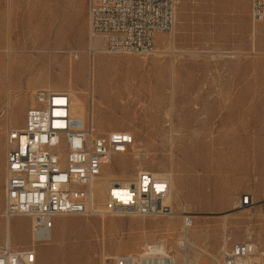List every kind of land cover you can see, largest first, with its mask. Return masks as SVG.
I'll list each match as a JSON object with an SVG mask.
<instances>
[{
    "label": "rangeland",
    "instance_id": "1",
    "mask_svg": "<svg viewBox=\"0 0 264 264\" xmlns=\"http://www.w3.org/2000/svg\"><path fill=\"white\" fill-rule=\"evenodd\" d=\"M86 12V0H0V247L6 133L23 125L38 91L70 85L84 103V124L135 138L109 172H170L177 200L171 216H54L36 264H115L153 242L182 264H221L243 240L259 247L264 264V18L251 21L250 0H176L173 27L155 36L154 52L92 58ZM13 54L24 55L21 69H9ZM244 194L256 204H242ZM183 212L193 216L188 229ZM10 224L11 247L30 246V218Z\"/></svg>",
    "mask_w": 264,
    "mask_h": 264
},
{
    "label": "built area",
    "instance_id": "2",
    "mask_svg": "<svg viewBox=\"0 0 264 264\" xmlns=\"http://www.w3.org/2000/svg\"><path fill=\"white\" fill-rule=\"evenodd\" d=\"M95 1H102V8H95ZM175 10L176 0H87L88 54H151L155 36L172 29ZM250 18L253 23L263 20L264 0H250ZM35 101L23 125L6 133L3 213L6 220L29 217L32 242L25 248L1 246L0 264H36V244L48 239L54 216L174 214L170 178L143 168L130 179L109 180L106 199L97 206L95 185L106 177L114 158L133 150L135 138L123 130L99 132L92 121L74 126L72 98L66 91L41 90ZM72 168H80V175L72 176ZM240 202L256 204L250 194ZM260 206L264 211V201ZM193 221L190 213H182L184 228ZM160 243L147 244L137 255L117 256L115 264H177L170 251L159 252ZM221 264L263 262L259 247L243 240L224 251Z\"/></svg>",
    "mask_w": 264,
    "mask_h": 264
},
{
    "label": "bare ground",
    "instance_id": "3",
    "mask_svg": "<svg viewBox=\"0 0 264 264\" xmlns=\"http://www.w3.org/2000/svg\"><path fill=\"white\" fill-rule=\"evenodd\" d=\"M95 8H102V1H95ZM253 41V40H252ZM7 44V43H5ZM10 44V42H9ZM167 44V43H166ZM164 45V44H163ZM170 45V44H168ZM8 46V45H5V47ZM7 48V47H6ZM14 48V47H12ZM11 49V46L9 45L8 46V50L10 51ZM14 52H15V49H14ZM161 53V52H160ZM163 53V52H162ZM229 53V52H227ZM11 54V52H10ZM238 54V53H237ZM229 55V54H228ZM233 55V54H232ZM234 56V55H233ZM24 55H21V56H18L17 54H13V56L10 55V58H9V69H17L18 70V67H20V69L22 68V65H23V62L25 61L24 59ZM70 85H68L67 89H52L50 86H48L47 90L46 91H67L71 98H72V104H71V117H72V120H73V125L74 126H77V127H80V126H83L84 125V122H85V110H84V103L82 101V99L79 97L78 95V92L74 91L73 89H71L69 87ZM32 89V88H30ZM28 90V88H27ZM32 91V90H31ZM32 93V92H31ZM33 95V94H32ZM22 96V95H21ZM11 107V105H10ZM10 110V109H9ZM169 116V114H168ZM8 121L9 123L12 122V120L14 119L15 120V117L13 118L12 115H11V112L9 111L8 112ZM7 121V120H6ZM168 121V120H167ZM166 121V122H167ZM174 122V121H173ZM172 123V121H171ZM86 124V123H85ZM211 125V124H210ZM173 126V125H172ZM174 126H175V123H174ZM173 126V128H174ZM178 128V127H177ZM174 130V129H173ZM172 130V131H173ZM168 131H171V130H168ZM211 131V130H210ZM132 133V132H131ZM130 133V134H131ZM171 133V132H170ZM179 133V132H178ZM197 134H199V132H196ZM206 133V132H205ZM181 134V133H180ZM213 134V133H212ZM199 135H202V133L200 132ZM218 135V134H217ZM131 136H133V134H131ZM178 136V135H177ZM134 137V136H133ZM201 137V136H200ZM211 138V137H210ZM210 144H214V140L211 139L210 140ZM139 150H142V149H139ZM138 151V150H137ZM134 153V152H133ZM148 153V152H146ZM143 154V153H142ZM140 155L139 152H135L134 154V158H137V159H140ZM145 155V154H144ZM143 155V156H144ZM133 157V156H132ZM142 161V160H141ZM154 163V162H153ZM137 164V163H136ZM140 165L142 164L139 163ZM151 164V162H150ZM157 165V164H156ZM137 166V165H136ZM139 166V165H138ZM109 168V167H108ZM211 168V167H210ZM154 171V170H153ZM155 173H160V172H155ZM165 173V172H164ZM167 174V176L170 178V181H171V197H170V202L173 201V200H177V195L173 194L172 193V183H173V175L172 173L168 172V173H165ZM80 175V168H72V176H79ZM127 174L125 175H118L115 173H111L109 172V170L106 171V177L100 181L97 185H95V192L93 194V200H94V203L97 205V206H101L103 205L105 199H106V186H107V183L109 180H114V179H130L129 177L126 176ZM130 176V175H129ZM255 176V175H254ZM178 178V177H177ZM175 183H176V180H175ZM179 183V182H178ZM176 186V185H175ZM179 187V186H178ZM177 187V189H178ZM176 188V187H175ZM180 189V188H179ZM174 191V190H173ZM181 193V192H180ZM180 198V197H179ZM251 216V215H250ZM31 220V219H30ZM262 221V220H261ZM4 237H5V243L7 244H10V241H11V238H12V229H11V224H10V220H5V224H4ZM31 232V231H30ZM31 235H33V233L31 232ZM35 235V233H34ZM185 236H186V233H185ZM184 239V238H183ZM187 239V238H185ZM184 239V240H185ZM181 240V239H180ZM185 242V241H184ZM189 243V242H188ZM162 245V247L160 248L159 252L161 254H163L164 252L167 251V245L164 243V242H161L160 243ZM186 244V243H185ZM147 245V244H146ZM145 245V247H146ZM188 245V244H187ZM144 247V248H145ZM184 247V246H183ZM227 247V246H225ZM224 247V248H225ZM224 250V249H223ZM179 251V250H178ZM182 253V252H181ZM180 253V254H181ZM184 253V252H183ZM143 254H148L147 252L146 253H143ZM264 254V253H263ZM178 255V254H177ZM133 256V255H131ZM184 256V255H182ZM216 257V256H215ZM214 257V259H215ZM262 257V256H261ZM104 259V258H103ZM102 259V260H103ZM175 261L177 262V264H182V258L177 256L176 258H174ZM105 260V259H104ZM185 260V258H184ZM186 262V261H185ZM184 263V262H183Z\"/></svg>",
    "mask_w": 264,
    "mask_h": 264
},
{
    "label": "crops",
    "instance_id": "4",
    "mask_svg": "<svg viewBox=\"0 0 264 264\" xmlns=\"http://www.w3.org/2000/svg\"><path fill=\"white\" fill-rule=\"evenodd\" d=\"M86 2H87V0H86ZM69 17H70V16H69ZM72 17H73V16H71L70 19H72ZM86 17H87V12H86ZM86 19H87V33H88V18H86ZM23 122H24V120H23Z\"/></svg>",
    "mask_w": 264,
    "mask_h": 264
}]
</instances>
